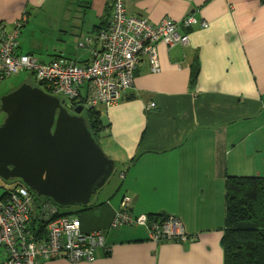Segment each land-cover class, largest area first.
Wrapping results in <instances>:
<instances>
[{"label":"crops","instance_id":"crops-1","mask_svg":"<svg viewBox=\"0 0 264 264\" xmlns=\"http://www.w3.org/2000/svg\"><path fill=\"white\" fill-rule=\"evenodd\" d=\"M125 2L128 14L154 23L195 14L209 26H193L187 45L160 42L161 69L144 56L122 99L98 107L103 147L120 165L121 183L92 198L94 209L81 216L85 230L107 231L110 253L40 264H224L227 177L264 176V0ZM26 11L28 23L57 18L60 45L48 47L45 61L87 63L91 51L81 43L107 24L112 0H0V23L11 27ZM22 36L21 51L35 53ZM19 73L5 94L26 83ZM126 195L135 215H174L186 235L155 241L144 227L111 228Z\"/></svg>","mask_w":264,"mask_h":264},{"label":"built area","instance_id":"built-area-1","mask_svg":"<svg viewBox=\"0 0 264 264\" xmlns=\"http://www.w3.org/2000/svg\"><path fill=\"white\" fill-rule=\"evenodd\" d=\"M28 19L26 11L11 27L0 23V82L29 71L45 91L70 103L83 100L84 109L119 102L134 85L144 56H148L151 69L159 71L160 42L187 45L193 26H209L195 14L179 22L165 17L154 23L146 16L128 14L125 0H112L107 26L81 43L82 47L89 46L90 60L79 63L64 58L42 61L35 53L22 52L20 35ZM131 202V196H124L111 228L145 226L155 241L186 235L178 217L169 215L160 221L150 219L148 214L135 215ZM0 248L5 254L2 264H40L58 257L72 262L93 261L99 248L111 251L106 230H85L82 216L62 212L51 197L37 196L23 185L0 194Z\"/></svg>","mask_w":264,"mask_h":264},{"label":"water","instance_id":"water-1","mask_svg":"<svg viewBox=\"0 0 264 264\" xmlns=\"http://www.w3.org/2000/svg\"><path fill=\"white\" fill-rule=\"evenodd\" d=\"M83 110V104L75 106L29 83L4 94L0 177L21 179L61 206L89 204L114 172L115 161L93 135Z\"/></svg>","mask_w":264,"mask_h":264},{"label":"trees","instance_id":"trees-1","mask_svg":"<svg viewBox=\"0 0 264 264\" xmlns=\"http://www.w3.org/2000/svg\"><path fill=\"white\" fill-rule=\"evenodd\" d=\"M103 27H99L98 31ZM39 85L43 86L40 83ZM74 102L82 104L83 100H73ZM84 111L83 116L85 117L87 125L95 138L98 139L106 127V122L102 117V111L98 108L84 109ZM20 185L27 186L38 196V193L22 180L20 182L17 181L13 188ZM81 205L79 209L72 212L63 211L61 205L60 208L64 213L81 216L82 212L89 211L95 207L92 201L87 205ZM148 215L150 219L160 221L166 220L169 216L166 213H150ZM222 244L225 255L224 264H264V176L231 175L227 177L226 221ZM107 253H110V251Z\"/></svg>","mask_w":264,"mask_h":264},{"label":"rangeland","instance_id":"rangeland-1","mask_svg":"<svg viewBox=\"0 0 264 264\" xmlns=\"http://www.w3.org/2000/svg\"><path fill=\"white\" fill-rule=\"evenodd\" d=\"M34 17H33V21H34ZM42 19H43L42 17H39L38 20L34 23L31 19V22L27 23V25L23 27L21 34H23L22 41L33 44V47H35L34 49L35 54L39 58H41L42 61H45L46 60L45 56L48 52V47L50 49L51 46H54L56 44L60 45V41L58 40L60 35L59 32L57 31L59 30V26L57 25V18H55V15L54 18L52 19H48V20L45 19L46 22H43ZM19 77H21V81H26V83H29L31 85L40 86L39 83L36 81L35 76L29 71L20 72ZM8 81L9 78L0 82V101H1V97L5 94V92L9 90L8 87L6 88V84L8 83ZM42 88L44 89V87ZM5 118H6L5 112L3 111L0 112V124L4 122ZM97 140L104 150L102 136L99 135ZM104 152L106 153L105 150ZM120 171H121V167L120 165H117L114 172L106 182V184L103 187H101L96 194L93 195L92 197L93 200L97 196L101 197L108 195L114 183H118L120 185L121 183ZM17 181H18L17 179L6 180L0 177V194H4L7 190L13 188ZM81 206L82 205L79 203L64 205L62 206V210L72 212L79 209ZM138 227H141V229H143L144 226H130V225L125 226V228L131 230L136 229ZM121 228L122 226L119 229ZM3 260H5V254L3 252V249L0 248V262H2Z\"/></svg>","mask_w":264,"mask_h":264},{"label":"flooded vegetation","instance_id":"flooded-vegetation-1","mask_svg":"<svg viewBox=\"0 0 264 264\" xmlns=\"http://www.w3.org/2000/svg\"><path fill=\"white\" fill-rule=\"evenodd\" d=\"M69 103H70V102H69ZM71 104H74L75 106H77L79 103H78V102H74V103L71 102ZM69 111H70V113H72V114H76V111H75L74 108H70ZM84 112H85V111L83 110V112L81 113V115H83ZM20 180H21V179H18V182H20Z\"/></svg>","mask_w":264,"mask_h":264}]
</instances>
